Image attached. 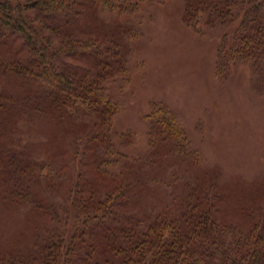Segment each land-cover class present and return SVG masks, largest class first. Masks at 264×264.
<instances>
[{
  "label": "trees",
  "instance_id": "16d2710c",
  "mask_svg": "<svg viewBox=\"0 0 264 264\" xmlns=\"http://www.w3.org/2000/svg\"><path fill=\"white\" fill-rule=\"evenodd\" d=\"M144 2L0 0V264H264V171L224 179L164 104L144 153L113 130ZM182 19L222 28L218 72L249 64L264 91V0H183Z\"/></svg>",
  "mask_w": 264,
  "mask_h": 264
},
{
  "label": "rangeland",
  "instance_id": "374dc122",
  "mask_svg": "<svg viewBox=\"0 0 264 264\" xmlns=\"http://www.w3.org/2000/svg\"><path fill=\"white\" fill-rule=\"evenodd\" d=\"M182 12L183 0H145L130 18L140 34L125 70L108 83L120 102L113 130L133 133V142L124 147L128 154L144 153L145 115L153 104H164L183 118L191 148L210 166H220L224 179L252 178L264 171V91L249 64L219 73L223 29L189 27ZM115 26L111 22L108 28ZM1 211L7 209L0 201Z\"/></svg>",
  "mask_w": 264,
  "mask_h": 264
}]
</instances>
